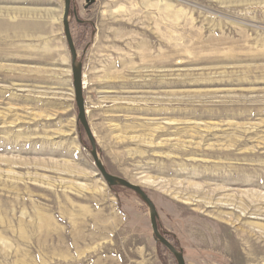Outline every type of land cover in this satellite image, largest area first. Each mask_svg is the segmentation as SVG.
<instances>
[{
	"label": "rangeland",
	"instance_id": "1",
	"mask_svg": "<svg viewBox=\"0 0 264 264\" xmlns=\"http://www.w3.org/2000/svg\"><path fill=\"white\" fill-rule=\"evenodd\" d=\"M65 0H0V264H178L78 122ZM107 170L186 264H264V0H72Z\"/></svg>",
	"mask_w": 264,
	"mask_h": 264
},
{
	"label": "water",
	"instance_id": "2",
	"mask_svg": "<svg viewBox=\"0 0 264 264\" xmlns=\"http://www.w3.org/2000/svg\"><path fill=\"white\" fill-rule=\"evenodd\" d=\"M71 3L72 0H65V7H64V15H63V23H64V30L66 33V37L71 49L72 53V71H73V84L75 90V99L78 106V122L81 123L83 126L90 142L92 145V155L94 157L95 163L104 177V179L109 182L111 186L114 185H122L127 187L135 192H137L143 200L149 205L151 211V224L153 233L156 238L164 244L175 256L178 264H186L185 256L182 250H178L177 247L171 243V241L166 238L164 235L160 233L159 224H158V211L156 205L151 200L147 192L139 185L131 183L127 179L111 174L107 168L105 167L104 163L100 160L97 150L96 139L93 135L91 127L89 125L86 109H85V98H84V86H83V74H82V65L76 62V48L74 45V41L72 38V33L70 29V11H71Z\"/></svg>",
	"mask_w": 264,
	"mask_h": 264
}]
</instances>
